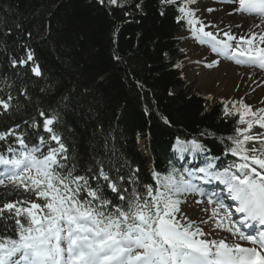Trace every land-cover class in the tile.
<instances>
[{
  "label": "snow or ice",
  "instance_id": "6c2138e0",
  "mask_svg": "<svg viewBox=\"0 0 264 264\" xmlns=\"http://www.w3.org/2000/svg\"><path fill=\"white\" fill-rule=\"evenodd\" d=\"M216 2L223 7H204L198 0H159V14L163 17L173 10L175 23L216 57L264 69V0ZM97 3L109 11L130 7L142 11L139 2ZM217 11L229 17L251 18L252 26L242 34L233 33L232 25L225 30L218 17L211 21L201 18ZM235 26L243 29L239 23ZM14 31L29 39L33 35L20 22L9 26L6 18L0 19L2 54L15 76H21L23 70L19 86L13 81L7 91L0 88V117L9 120L22 105L34 104L28 80L35 78L39 84L47 79L28 43L13 41L14 46H8ZM161 55L170 59L167 52ZM113 59L119 61L120 57ZM219 63L213 59L207 67ZM39 92L52 95L50 87H41ZM58 94L59 99L53 96L49 101V108L36 106L35 116L0 129V189L4 190L0 198V264H264V232L246 234L239 226L251 227L249 222L264 225V131L253 134L255 126L264 130V107L254 110L244 98L222 102L223 116L234 118L236 125L234 134L226 138V154L237 161L220 167L219 157L207 155L209 150L200 139L209 135L207 132L191 139L177 137L175 152L181 157L186 153L203 156V166L172 168L165 173L153 170L151 182L145 183L140 167L122 160L110 147L109 136L101 134L102 125L94 129L97 143L87 160L72 154L62 113L71 108L90 114L93 105L88 98L93 90L84 86L83 90H58ZM163 119L170 125L166 117ZM30 139L34 140L31 144ZM249 142L260 147L248 148ZM213 181L223 184L228 198L238 202V221L215 193L208 195L200 186ZM189 196L201 197L195 200L197 204L212 206L209 219L235 237L234 242L205 238L210 233L181 208Z\"/></svg>",
  "mask_w": 264,
  "mask_h": 264
},
{
  "label": "trees",
  "instance_id": "16d2710c",
  "mask_svg": "<svg viewBox=\"0 0 264 264\" xmlns=\"http://www.w3.org/2000/svg\"><path fill=\"white\" fill-rule=\"evenodd\" d=\"M125 2L141 3L142 11L134 7L109 11L97 0H0V19L6 18L9 26L20 22L33 33L29 39L14 31L8 46L13 47V41L28 43L47 77L39 84L35 78L28 80L34 104L22 105L11 120L0 117V129L35 116L36 106L49 108L53 96L59 99L58 90L88 86L94 96L88 98L91 113L71 108L62 113L72 154L87 160L97 143L94 129L102 125L101 134L109 136L110 147L119 158L138 165L142 180L151 182L138 138L150 150L155 171L165 173L177 168L171 154L177 137L191 139L207 132L200 139L216 155L227 149L226 138L234 134L236 125L234 118L223 116L222 102L226 101L191 92L180 68L172 67L183 57L178 37L185 30L175 23L174 11L160 16L159 0ZM125 11L130 14L125 16ZM3 52L0 44V88L7 91L13 81L20 85L23 70L21 76H15ZM41 87H50L52 95L40 93ZM164 117L170 125L164 123ZM3 192L0 189V198Z\"/></svg>",
  "mask_w": 264,
  "mask_h": 264
},
{
  "label": "rangeland",
  "instance_id": "374dc122",
  "mask_svg": "<svg viewBox=\"0 0 264 264\" xmlns=\"http://www.w3.org/2000/svg\"><path fill=\"white\" fill-rule=\"evenodd\" d=\"M198 3L204 7H215L218 9L223 7V5L218 4L216 0H198ZM197 15H201V13H197ZM214 17L219 18L217 22L222 21L221 26L224 27L225 30H228V25L231 24V31L233 33L242 34V32L247 31L252 26V24L243 26L245 30L244 28H237L235 25L238 23V21H240L241 18L239 16L228 17L226 14L220 11L210 14L204 13L201 16L202 19H206L208 21L213 20ZM246 19L247 18L243 19V21ZM240 24L243 25V23ZM180 37L182 41L180 48H184L185 50L184 53H182L185 56V60L182 61L181 64L182 75L187 82L188 88L192 92L227 101H238L241 98H244L245 102L249 105H252L253 108L264 107L263 70L259 69L257 66L253 67L249 65H238L229 59L216 57L215 54L211 53V51L206 46L199 45L196 41L190 39L186 34H182ZM202 48L207 53L209 59H207L206 62H201L200 64L196 65V50H202ZM212 57L219 59L220 62L224 61L235 65V69L228 68L229 65H222L219 68L218 65L211 68L205 66L204 64H208L212 61ZM204 72L210 76V82L203 86L198 80ZM253 131H257L255 134H258L264 130H261L258 126H255ZM253 144V142H249L247 147L251 148ZM192 198L193 196H189L188 203L181 205L183 212L188 216L189 219L197 221L198 223L208 220L207 224L203 223L200 226L206 233H210V235L205 238L216 240L221 239L222 234L216 231L214 219H209L211 213L205 214L203 207L195 203Z\"/></svg>",
  "mask_w": 264,
  "mask_h": 264
},
{
  "label": "bare ground",
  "instance_id": "6f19581e",
  "mask_svg": "<svg viewBox=\"0 0 264 264\" xmlns=\"http://www.w3.org/2000/svg\"><path fill=\"white\" fill-rule=\"evenodd\" d=\"M228 17H229V16H228ZM241 21H243V19H241L240 22H241ZM243 24L251 25V24H252V21L247 20V21H244ZM243 28H244V27H243ZM244 30H245V28H244ZM255 30H257V29H255ZM198 50H199V49L196 50V59H195V62H196V63L199 62L198 60H200V62H203V61H205V60L208 58V57H205V54H204L203 52H201L200 50H199V52H198ZM202 57H204V58H202ZM196 60H197V61H196ZM226 65H228V64H226ZM196 68H197V67H196ZM228 68H234V69H235V67H233L232 65H229ZM216 71H218V70H216ZM216 71H214V72H216ZM209 79H210V76H209L206 72H204V73H202V75H201V77L199 78L198 81L204 86L206 83H209V82H210ZM143 181H144V180H143ZM144 182H145V183H148V182H150V181H149V180H145ZM230 200H231V199H230ZM226 227H227V226H226ZM226 238H227V241H228L229 243L234 242V240L236 239L235 237L231 236L227 231H226ZM238 242H240V243L246 245V242H244V241H238ZM246 246H247V245H246Z\"/></svg>",
  "mask_w": 264,
  "mask_h": 264
}]
</instances>
